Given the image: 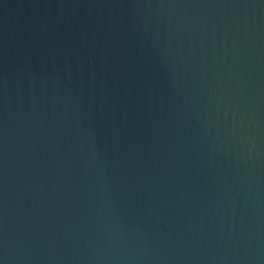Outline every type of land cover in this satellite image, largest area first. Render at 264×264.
<instances>
[{
    "label": "water",
    "instance_id": "1",
    "mask_svg": "<svg viewBox=\"0 0 264 264\" xmlns=\"http://www.w3.org/2000/svg\"><path fill=\"white\" fill-rule=\"evenodd\" d=\"M0 264H264V0H0Z\"/></svg>",
    "mask_w": 264,
    "mask_h": 264
}]
</instances>
